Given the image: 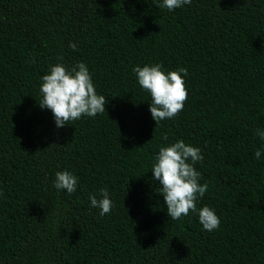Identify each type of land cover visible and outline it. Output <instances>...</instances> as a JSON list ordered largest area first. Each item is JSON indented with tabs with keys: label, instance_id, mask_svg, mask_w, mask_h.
<instances>
[{
	"label": "trees",
	"instance_id": "trees-1",
	"mask_svg": "<svg viewBox=\"0 0 264 264\" xmlns=\"http://www.w3.org/2000/svg\"><path fill=\"white\" fill-rule=\"evenodd\" d=\"M162 3L0 0V264H264V0ZM61 56L86 63L108 102L57 128L39 102ZM155 63L187 69L183 110L158 123L133 72ZM179 140L201 149L209 187L172 220L151 169ZM64 170L74 193L54 187ZM103 188L114 207L101 216L89 195Z\"/></svg>",
	"mask_w": 264,
	"mask_h": 264
},
{
	"label": "clouds",
	"instance_id": "clouds-1",
	"mask_svg": "<svg viewBox=\"0 0 264 264\" xmlns=\"http://www.w3.org/2000/svg\"><path fill=\"white\" fill-rule=\"evenodd\" d=\"M191 3L192 0H163L158 7L172 11ZM69 47L73 51L77 49L74 42H70ZM162 67L155 63L133 68L139 85L151 95L150 112L157 123L175 117L183 110L188 98L184 80L187 69L180 67L165 73ZM41 80L43 98L39 104L41 108L52 111L57 128L79 120L82 116L95 117L106 111L108 101L104 95L97 93L89 68L84 62L69 68L61 56L59 62L51 66L50 72L43 75ZM256 135L264 140V131L257 129ZM164 139L168 137L165 135ZM253 155L259 160L261 150L257 149ZM155 161L151 170L153 178L160 182V192L168 216L172 220H179L190 211L196 212L198 199L204 196L209 187L207 183H199L201 173L194 167L197 162L203 161L201 149L179 140L160 147ZM55 175L54 187L57 190H64L68 194L76 191L79 182L77 176L67 170L57 171ZM99 194V198L96 194H90L89 201L91 207L98 208L103 216L111 212L114 202L110 199L108 189H100ZM198 215L205 230L213 231L220 226V218L209 206L200 208Z\"/></svg>",
	"mask_w": 264,
	"mask_h": 264
}]
</instances>
